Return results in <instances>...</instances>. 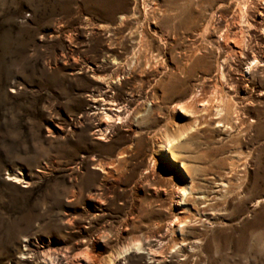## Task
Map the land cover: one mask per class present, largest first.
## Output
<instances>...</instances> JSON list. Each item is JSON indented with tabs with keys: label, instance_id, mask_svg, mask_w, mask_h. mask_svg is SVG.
<instances>
[{
	"label": "rangeland",
	"instance_id": "obj_1",
	"mask_svg": "<svg viewBox=\"0 0 264 264\" xmlns=\"http://www.w3.org/2000/svg\"><path fill=\"white\" fill-rule=\"evenodd\" d=\"M255 2L0 0V264H264ZM107 47L136 103L99 141Z\"/></svg>",
	"mask_w": 264,
	"mask_h": 264
},
{
	"label": "bare ground",
	"instance_id": "obj_2",
	"mask_svg": "<svg viewBox=\"0 0 264 264\" xmlns=\"http://www.w3.org/2000/svg\"><path fill=\"white\" fill-rule=\"evenodd\" d=\"M251 1V0H249ZM246 2V1H245ZM244 2V3H245ZM244 3L242 4V6L244 5ZM257 5L260 4V0H256ZM239 4V3H238ZM249 4V3H247ZM261 4H262V0H261ZM246 5V4H245ZM244 5V6H245ZM250 5V4H249ZM260 7V6H259ZM242 9V8H241ZM263 12H264V5L261 6L258 9V12L256 11L255 13L251 14L252 17V23H254V25L258 26L259 28L261 27V30L259 29L258 35L263 39V43H264V27L261 26L262 23L264 24V17H263ZM130 17L132 18L135 14V10L134 7L131 9V13H130ZM243 15V14H242ZM250 17V18H251ZM241 18V17H240ZM239 18V19H240ZM237 19V18H236ZM124 20V17L122 16L120 18V22ZM245 20V19H244ZM239 21V20H238ZM238 23V22H237ZM252 23L250 24L248 21H245V29L247 31H250V29H252L253 25ZM240 24V23H239ZM244 24V23H242ZM98 26V25H97ZM240 26V25H238ZM243 27V26H242ZM244 28V27H243ZM97 29L100 31L102 30H106L103 26H98ZM238 29L240 30L241 27H238L236 30L238 31ZM257 29V28H256ZM255 30V29H254ZM253 30V31H254ZM233 32V31H232ZM235 33V32H234ZM257 34V33H256ZM64 49H68V47L66 45H62ZM264 47V44H263ZM249 49V48H248ZM76 50H70L69 53H71L72 55L75 54ZM112 53L111 48L107 47L106 49V57L104 60H100L98 64H96L92 69H90L91 72V77L92 80L94 81V85H95V93H96V98H91L90 104L91 106L89 107L88 111L90 110L91 114L94 117H97L98 115H103L104 118L102 120H100L101 122L99 123L98 127L100 129H96L95 130V139L96 140H102V138L99 137V135H103V131H105L104 125L105 122L110 118H114L117 122L115 124H120V119L122 117V113L125 112L126 108L129 107L130 105H132L133 102H135V99L131 96L128 97L126 99H123L120 103H117L116 100H114V97L112 95V93H110L109 90L112 89V86L110 85V83H106L104 82V75L107 73H113L115 78L117 79V82L119 81V79H124V77L126 75H129L128 70L130 68V66H134L135 64H137L139 61V59H134V60H129L128 62V67L126 68V66H121L122 64L115 62L114 58H110V54ZM264 55V54H263ZM244 60L248 61L249 60L251 62L249 63H260L259 61H261L262 63H264V56H260V54H258V52H250V53H244ZM154 57V56H153ZM152 57V58H153ZM158 57V56H157ZM151 58V57H150ZM259 58V59H258ZM145 60V58H144ZM154 60V59H153ZM145 62V61H144ZM148 64V63H147ZM161 64V63H160ZM160 64L158 63V59L155 60V69L153 70L155 73H157L158 71H160ZM152 65V64H151ZM154 65V63H153ZM261 65V64H260ZM263 65V64H262ZM151 67V66H150ZM251 67V66H250ZM134 68V67H133ZM153 68V67H152ZM249 68V67H248ZM81 70V69H80ZM180 74L182 75H186L188 73V68L185 65H182L178 68L177 70ZM161 72V71H160ZM171 74V73H170ZM173 75V74H172ZM110 76V75H109ZM113 76V77H114ZM175 77V76H174ZM172 77V78H174ZM111 78V77H110ZM115 79V80H116ZM111 81V79H110ZM230 85V84H229ZM230 87V86H229ZM109 88V89H108ZM133 94V93H132ZM139 94V93H138ZM131 95V94H130ZM93 96V95H92ZM128 96V95H127ZM145 96V95H144ZM100 97V98H97ZM137 97V95H136ZM147 99V98H146ZM138 101V100H136ZM201 102V101H200ZM136 103V102H135ZM200 104V103H199ZM134 105V104H133ZM201 106L203 104H200ZM132 107V106H131ZM102 132V133H100ZM165 150H167L170 147V144H166L165 146ZM185 191H183L182 193H184ZM261 200L257 201L260 202ZM176 204V203H175ZM159 238H163L166 237V235H158ZM160 241V240H159ZM32 243V242H31ZM26 247V246H25ZM28 250V248H27ZM45 251V250H44ZM28 254V253H27ZM85 257V255H84ZM88 258V257H87ZM114 258V257H113ZM64 256L62 255H58V258L55 260V264H66L64 262ZM46 262H48V264H50L52 261H48V260H42L40 263L41 264H46ZM112 263V262H110ZM37 264V263H36ZM39 264V262H38Z\"/></svg>",
	"mask_w": 264,
	"mask_h": 264
}]
</instances>
